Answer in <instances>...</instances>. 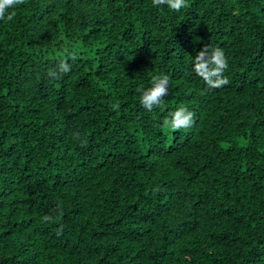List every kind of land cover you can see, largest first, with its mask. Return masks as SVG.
Segmentation results:
<instances>
[{
  "label": "trees",
  "instance_id": "trees-1",
  "mask_svg": "<svg viewBox=\"0 0 264 264\" xmlns=\"http://www.w3.org/2000/svg\"><path fill=\"white\" fill-rule=\"evenodd\" d=\"M202 48L223 50L227 84L194 72ZM181 106L191 125L163 127ZM0 264H264V0L7 9Z\"/></svg>",
  "mask_w": 264,
  "mask_h": 264
},
{
  "label": "clouds",
  "instance_id": "clouds-1",
  "mask_svg": "<svg viewBox=\"0 0 264 264\" xmlns=\"http://www.w3.org/2000/svg\"><path fill=\"white\" fill-rule=\"evenodd\" d=\"M152 2L154 6L167 4L176 11L186 7V0H152ZM22 3H24V0H0V19L5 17L7 9ZM14 15L15 13L11 12L7 18L11 20ZM207 53H209L207 48H202L197 53L193 64L194 72L211 88H218L227 84L229 81L223 75V71L227 67L223 50L214 48L211 50V55H207ZM65 71H67V68ZM168 82L169 78L166 75L153 76L151 87L140 90V103L146 110L151 111L154 106L162 104L163 98L168 94ZM193 119L194 113L181 106L164 118L163 127L172 130L187 128L191 125ZM44 219L49 220L51 218L46 216Z\"/></svg>",
  "mask_w": 264,
  "mask_h": 264
}]
</instances>
